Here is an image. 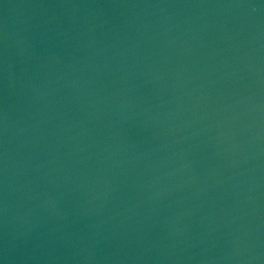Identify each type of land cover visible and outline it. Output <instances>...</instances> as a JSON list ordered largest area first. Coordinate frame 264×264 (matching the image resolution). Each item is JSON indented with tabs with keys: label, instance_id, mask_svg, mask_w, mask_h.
<instances>
[{
	"label": "water",
	"instance_id": "obj_1",
	"mask_svg": "<svg viewBox=\"0 0 264 264\" xmlns=\"http://www.w3.org/2000/svg\"><path fill=\"white\" fill-rule=\"evenodd\" d=\"M0 264H264V0H0Z\"/></svg>",
	"mask_w": 264,
	"mask_h": 264
}]
</instances>
